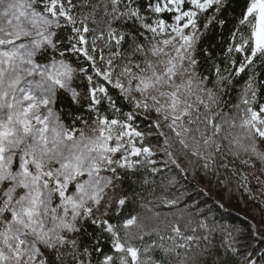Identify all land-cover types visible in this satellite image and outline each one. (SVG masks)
Segmentation results:
<instances>
[{"label":"snow or ice","instance_id":"obj_1","mask_svg":"<svg viewBox=\"0 0 264 264\" xmlns=\"http://www.w3.org/2000/svg\"><path fill=\"white\" fill-rule=\"evenodd\" d=\"M233 3L0 0V264H264V0Z\"/></svg>","mask_w":264,"mask_h":264},{"label":"trees","instance_id":"obj_2","mask_svg":"<svg viewBox=\"0 0 264 264\" xmlns=\"http://www.w3.org/2000/svg\"><path fill=\"white\" fill-rule=\"evenodd\" d=\"M243 4L244 0H234L233 6L235 7L237 13L240 12ZM189 180L191 184L195 185V187L189 186L188 191L198 199L208 200V203L205 205V207L212 209L214 214L221 216L225 223H230L237 227L246 228L247 224L252 222L253 216H256L257 220L259 219V212L257 211V209L254 206H246L243 200L237 202L236 196L231 197V203L225 204V209L222 213L217 212L214 206L213 199L198 196V189L204 187L206 181H192L191 177H189ZM212 194L215 200L227 201L229 199V197L224 192H218L214 187L212 190ZM245 217L248 218L247 221H245Z\"/></svg>","mask_w":264,"mask_h":264}]
</instances>
